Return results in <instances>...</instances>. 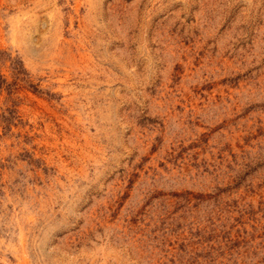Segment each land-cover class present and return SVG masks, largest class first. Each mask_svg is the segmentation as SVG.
I'll use <instances>...</instances> for the list:
<instances>
[{
    "label": "rangeland",
    "instance_id": "374dc122",
    "mask_svg": "<svg viewBox=\"0 0 264 264\" xmlns=\"http://www.w3.org/2000/svg\"><path fill=\"white\" fill-rule=\"evenodd\" d=\"M0 264H264V0H0Z\"/></svg>",
    "mask_w": 264,
    "mask_h": 264
}]
</instances>
